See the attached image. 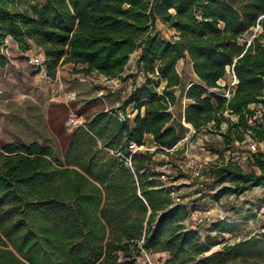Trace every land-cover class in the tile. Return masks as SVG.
Returning a JSON list of instances; mask_svg holds the SVG:
<instances>
[{"label": "trees", "instance_id": "trees-1", "mask_svg": "<svg viewBox=\"0 0 264 264\" xmlns=\"http://www.w3.org/2000/svg\"><path fill=\"white\" fill-rule=\"evenodd\" d=\"M158 19L178 39L162 37ZM9 38L21 51L39 47L47 76L61 83L49 121L64 156L39 141L0 148V264H138L144 251L167 253L164 264H264V239L211 252L233 226L218 219L211 223L218 234L202 237L186 223L188 204H175L159 187L154 166L157 153L185 136L171 110L182 59L192 61L199 78L185 93L194 138L210 129L228 148L248 133L264 142V0H40L27 10L18 0H0V68ZM134 53L132 90L114 108L90 78L122 76ZM231 66L238 83L227 99L212 89L222 87ZM129 106L135 117L121 120ZM70 114L84 121L69 128ZM148 135L158 148L132 154L129 145L148 144ZM124 157H132V167ZM214 174L231 182L219 193L264 187V150L252 154L248 170L228 162Z\"/></svg>", "mask_w": 264, "mask_h": 264}, {"label": "rangeland", "instance_id": "rangeland-1", "mask_svg": "<svg viewBox=\"0 0 264 264\" xmlns=\"http://www.w3.org/2000/svg\"><path fill=\"white\" fill-rule=\"evenodd\" d=\"M38 2L40 0H18V6L27 10L30 4ZM157 28L162 37L167 40L173 41L179 37L176 30L161 19L157 20ZM258 29H260L259 26L246 37H252ZM1 53L5 57L6 65L0 68V148L14 141L24 144L39 141L45 145H52L57 155L63 158L61 140L52 130L49 121L50 104L62 97V86L59 80L50 79L39 65V62L44 59L42 50L33 44L28 51H21L15 41L9 38L2 47ZM136 58L137 53H134L122 76L108 82L107 79H102L95 74L90 81L101 87L112 102L120 97H126L128 88L130 85L133 86L130 74L136 71ZM65 67L72 69L73 65L67 64ZM177 69L182 76V85L174 89L178 101L172 110L173 124L185 135L182 123V108L187 100L185 93L188 85L199 81V78L195 75L189 58L182 59ZM139 81H144L143 75L139 77ZM230 82L231 75L227 72L220 84L228 86ZM163 86L164 81L161 82L159 90H162ZM112 90H115V93H112ZM251 107L261 108L260 105H251ZM70 116L67 126L72 128ZM201 135L204 137V142H198L195 139L189 142L182 141L169 155L157 153L154 156L156 170L161 169L166 172L169 181L180 189L184 202L191 207L192 213L186 221L187 225L197 229L202 237L209 234L217 235L218 232H211V224L199 222L198 212L212 208L211 215L214 221L224 219L233 226L232 232L220 233L218 240L221 245L213 248L211 252L221 249L224 244H234L242 239H264V187H255L240 196L230 191L219 193L221 188L230 185L231 182H221L214 174L216 166L228 162L236 163L248 170L249 161L243 158L241 153L247 151L251 141L256 142V140L248 138L244 144L235 143L232 150H229L220 132L206 129ZM147 145L154 151L155 145L152 140L148 139ZM259 147L261 151L264 150V142ZM189 160L207 163L204 171L207 186L200 194L189 168ZM212 190L218 193H212ZM168 258L167 253L146 255L143 252L142 257H138V264H164Z\"/></svg>", "mask_w": 264, "mask_h": 264}, {"label": "built area", "instance_id": "built-area-1", "mask_svg": "<svg viewBox=\"0 0 264 264\" xmlns=\"http://www.w3.org/2000/svg\"><path fill=\"white\" fill-rule=\"evenodd\" d=\"M44 60H45V58L42 61L39 62V65L46 72L45 65H44ZM227 71L231 75V82H230V84L228 86H223V85L220 84L222 86L221 88H213L212 91H214V92L222 95L223 97H225L227 99H230L231 96L233 95V92L235 91L236 85L238 83V79L236 77V74H235V71L233 69V66L228 67ZM112 93H115V90H112ZM103 94H104V92H103V90H101L100 91V96L103 95ZM134 115H135V113L134 114H130L128 112H127V114H123L122 112L119 113V116H120V119L121 120H126V119L132 120L134 118ZM232 118L233 119H236V117H232ZM69 121H70L71 125L75 126V125L81 124L84 121V119L82 117H79V116L75 115V114H72L70 116ZM250 122H252V120H250ZM182 123H183L184 127L187 129V132H186L185 136L173 148H171V149H167L166 148V152L167 153H163V154L169 155L170 153L174 152L178 148L179 144L182 141L189 142V141L195 139L198 142L199 141L200 142L201 141L204 142V137H201V136H203V135H201L202 132L197 137L194 138V135L196 133V130L194 129V127L191 124L187 123L186 120H185V118H183ZM209 126L211 127L212 126V123ZM226 126H227L226 123H224L222 125V130H224L226 128ZM205 130L206 129H204L203 132ZM248 138H253V137L248 133V134H246V138H245L244 141H242V142L237 141L235 143H241V144L243 143L244 144ZM235 143H233L229 147V150L231 148H233V146H234ZM261 144H263V142L251 141L248 144L247 151L241 153V156L243 158L248 159V161H249V159L251 158V156H252L253 153L258 152V151H261L260 150V147H259V145H261ZM129 148H130V151L132 152V154L140 153V152H146V151H152L151 148H148V145L147 144L146 145H140L139 146L137 144L131 143L129 145ZM157 148H158L157 146H154V148H153L154 151ZM124 158H125V164H126V166L132 167V157H124ZM163 167H165V166H163ZM189 168H190V170H191V172L193 174V177L196 180V186H197L198 191H199L198 194H200V192L201 191H204V189L207 186V182H206L207 179H206L205 174H204V171L207 168V163L206 162H202V161H197V160H189ZM156 171L160 173L161 185L159 187L165 188V189H167L170 192L171 197H172L174 203L175 204H187V203L184 202V197L180 193V189L177 186H175L171 181H169L166 172L164 170H161V169L156 170ZM211 192L212 193H215V194L217 193L216 190H212ZM188 207H189V212H190V217H191L192 211H191V207L189 206V204H188ZM212 211H213L212 208H206L203 211H199L198 212L199 215H200L199 222L211 224L214 221L212 219L213 216L211 215ZM144 253L146 255H148L147 252L144 251Z\"/></svg>", "mask_w": 264, "mask_h": 264}, {"label": "crops", "instance_id": "crops-1", "mask_svg": "<svg viewBox=\"0 0 264 264\" xmlns=\"http://www.w3.org/2000/svg\"><path fill=\"white\" fill-rule=\"evenodd\" d=\"M138 56H139V53H137V58H138ZM136 58V59H137ZM181 61V60H180ZM179 61V62H180ZM178 62V63H179ZM193 64V63H192ZM194 68V67H193ZM195 75H196V73H195ZM100 77H102V79H107V81L109 82L111 79H108L106 76H104V75H99ZM197 76V75H196ZM198 77V76H197ZM164 84H165V82H164ZM190 85H188V87H189ZM188 87H187V89H188ZM131 90H132V85H130V87L128 88V91H127V93L129 94L130 92H131ZM109 98L110 97H108V102H107V104H112V107H114V108H119V106L121 105V103L123 102V100H124V98H126V97H120L118 100H115L114 102H112L111 100H109ZM122 100V101H121ZM192 102V100H190V99H188L187 98V100H186V102H185V104H184V106H183V108H182V119L185 117V108L187 107V105L189 104V103H191ZM176 106V105H175ZM175 106H173L172 107V109L171 110H173V108H175ZM127 112L128 113H130V114H134L135 113V115H136V112H135V109H134V107L133 106H129L128 108H127ZM173 113V112H172ZM135 115H134V117H135ZM173 120H174V113H173ZM174 125V124H173ZM179 130V129H178ZM179 132L181 133V131L179 130ZM147 138L148 139H150V140H152V142H153V138H152V136L151 135H148L147 136Z\"/></svg>", "mask_w": 264, "mask_h": 264}]
</instances>
